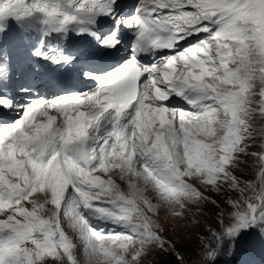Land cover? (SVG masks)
<instances>
[{"label":"snow or ice","instance_id":"1","mask_svg":"<svg viewBox=\"0 0 264 264\" xmlns=\"http://www.w3.org/2000/svg\"><path fill=\"white\" fill-rule=\"evenodd\" d=\"M9 21L61 66L93 60L63 54L70 32L111 52L121 25L133 40L114 69L83 71L95 88L19 112L0 61V264H186L184 233L210 220L196 264H230L244 241L264 250V128L248 151L264 124V0H0V36ZM246 156L258 188L237 174Z\"/></svg>","mask_w":264,"mask_h":264},{"label":"rangeland","instance_id":"2","mask_svg":"<svg viewBox=\"0 0 264 264\" xmlns=\"http://www.w3.org/2000/svg\"><path fill=\"white\" fill-rule=\"evenodd\" d=\"M255 127L258 130L257 144L248 150L250 152L258 150L259 129L264 128V124L257 121ZM242 159L245 161V163L240 166V169L237 174L240 175L243 179L255 182L258 188V165L255 162V158L251 156H246L242 157ZM114 179H116V182L120 185L122 190H126V184L124 182L120 181L118 177H114ZM161 215L163 216V212H161ZM191 219H200L201 221H203L202 216H197L195 218L190 217V220ZM215 224V220H210L209 223H204L202 227L190 226L186 230V232L184 233L183 241L178 245L179 250L186 258V264H196V261L199 259L198 252L200 250L202 241L208 238V229L209 227L214 226ZM166 227L168 228L167 235L171 236V224H167ZM246 262L247 261H245L244 263ZM145 264H160V258L156 255H150L145 258ZM163 264H175V260L172 257H165Z\"/></svg>","mask_w":264,"mask_h":264}]
</instances>
